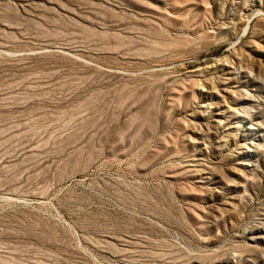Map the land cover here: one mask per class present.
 Segmentation results:
<instances>
[{
    "label": "rangeland",
    "instance_id": "rangeland-1",
    "mask_svg": "<svg viewBox=\"0 0 264 264\" xmlns=\"http://www.w3.org/2000/svg\"><path fill=\"white\" fill-rule=\"evenodd\" d=\"M0 264H264V0H0Z\"/></svg>",
    "mask_w": 264,
    "mask_h": 264
}]
</instances>
